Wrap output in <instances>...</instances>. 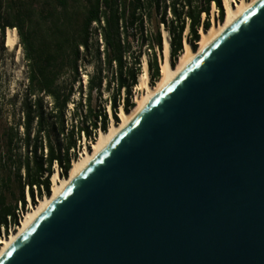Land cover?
<instances>
[{
  "label": "water",
  "instance_id": "obj_1",
  "mask_svg": "<svg viewBox=\"0 0 264 264\" xmlns=\"http://www.w3.org/2000/svg\"><path fill=\"white\" fill-rule=\"evenodd\" d=\"M0 264H264V0L159 92Z\"/></svg>",
  "mask_w": 264,
  "mask_h": 264
},
{
  "label": "trees",
  "instance_id": "obj_2",
  "mask_svg": "<svg viewBox=\"0 0 264 264\" xmlns=\"http://www.w3.org/2000/svg\"><path fill=\"white\" fill-rule=\"evenodd\" d=\"M38 1L25 5L0 0V46L4 49L6 30L15 29L27 67L24 92L8 100L10 112L6 115L0 107V239L8 236L10 228L19 227L27 195L33 205L36 197L50 196L54 165L61 177H67L83 141H93L98 130L107 131L109 116L104 107L92 104L94 96L101 99L104 91L111 93L110 119L116 124L119 108L128 112L134 107L132 90L142 73L141 52H132L129 28H135L132 39L140 41L139 48L146 45L149 49L148 74L153 86L160 78V24L168 31L170 64L174 66L183 43L196 50L199 31L211 27V5L216 7L217 22L225 17L222 0H41L50 36L36 44L26 27ZM77 1L82 2L80 7L73 4ZM153 20H157L156 29L149 37L144 24ZM93 25L103 54L94 41ZM91 48L94 54H90ZM88 64L94 67L92 73L85 69ZM79 109L83 114L77 116Z\"/></svg>",
  "mask_w": 264,
  "mask_h": 264
},
{
  "label": "bare ground",
  "instance_id": "obj_3",
  "mask_svg": "<svg viewBox=\"0 0 264 264\" xmlns=\"http://www.w3.org/2000/svg\"><path fill=\"white\" fill-rule=\"evenodd\" d=\"M224 3L225 17L223 22L214 23L207 31L200 30V39L197 43V49L193 50L187 43H183V51L179 55L175 66L170 64V43L168 31L162 32V61L160 64V78L155 85L148 84L149 74L148 65L144 59L142 73L139 75L138 82L146 91L141 97L134 100V107L128 112L121 109L119 114V123L109 125L107 131L99 133V136L92 143L90 151H84L79 158L72 162L67 177L60 178L59 172L54 171L51 176V194L49 197L39 199L36 206L23 215L17 230L13 231L8 237L0 240V258L21 236V234L42 214V212L65 190V188L74 180L88 164L100 154L104 148L127 126L129 125L145 108V106L163 89H165L197 56L210 46L225 30H227L235 20L240 18L259 0H222ZM18 43V34L15 29H7L5 36V45L9 50H16ZM20 60V50H17V61Z\"/></svg>",
  "mask_w": 264,
  "mask_h": 264
},
{
  "label": "rangeland",
  "instance_id": "obj_4",
  "mask_svg": "<svg viewBox=\"0 0 264 264\" xmlns=\"http://www.w3.org/2000/svg\"><path fill=\"white\" fill-rule=\"evenodd\" d=\"M15 1L19 4H25V5L29 4V2H31V0H15ZM237 1H240V0H237ZM73 4L76 7H80L82 2L77 1L76 3H73ZM40 5H41V0H39L37 3L38 9H37L36 13L33 14V16L31 17V23H29L28 26L26 27L27 31H30L33 34V36L35 37L34 39H35L36 44L40 43L41 41L48 40V38L50 36L49 23H48L47 15L45 12H43V11L41 12V6ZM222 5H223V9H224L223 1H222ZM224 16H225V9H224ZM210 17H211L210 18V26H212L214 23H216V24L220 23V22L216 21L217 10H216V7L214 5H211ZM156 23H157V20L156 21L153 20L152 23H145L144 24L145 32L147 33V35L149 37H153L154 31L156 29ZM164 29H165L164 27L162 28V24H160L159 25V31L161 33L162 40H163L162 32ZM137 32H138V30H137ZM92 33L94 34V41L96 42V45L99 48L100 54H103V50H102L103 45L99 41L100 37H98V33H97L95 25L92 26ZM127 34L130 38L129 40L131 42L132 52L134 53V55H137L138 50H140V52H141L140 53V56H141L140 65H141V71H143L142 65L144 63V59L148 65L149 49L146 47V45H143L141 48H139L140 41L138 39H132V35L136 34L135 28H132V29L129 28ZM0 41H1V38H0ZM19 42H20V40L18 37V43L16 45V50H9V48L6 47V45H5V41H4V45H3L4 49H2V47L0 46V107L3 108L4 115H6L7 113L10 112L8 100L11 99L12 96L15 94L21 95L24 92L25 85L27 84V67H26V63H25V59H24V52H23V49L20 46ZM197 47L198 46H196V49H197ZM93 49L94 48H91L90 54H94ZM17 50H20V60L19 61H17ZM157 55H158V63L160 66L161 61H162V54H161V56L159 54H157ZM91 57L93 59V55ZM100 58L102 60V55L100 56ZM178 58H179V56H178ZM178 58L175 61V63L173 64L174 66H175L176 62L178 61ZM130 60L131 59H129V57H127V62H130ZM85 69L88 73H92L94 71V67L90 64L86 65ZM110 73L111 72H109L108 74L110 75ZM81 78H82L83 85H85L86 76L83 74L81 76ZM148 84L150 86H152L150 84V81H148ZM111 88L115 90L114 83L112 84ZM145 92L146 91L142 88L141 84L138 82L137 86L135 88H133V90H132V101L134 102V100L137 97H141ZM110 98H111V93H107L106 91H104L102 96H101V99H98L97 97L94 96L93 101H92V104L94 106H101V107L105 108V110L109 116L108 126L110 124H112V118L110 119L111 113H110L109 104H108V101ZM71 107L72 106H69L70 111L67 113V119H68L69 125L71 124V122H73V119L71 116V112H72ZM120 111H121V109L119 108L118 115L120 114ZM82 114H83L82 110L79 109L77 116H80ZM98 136H99V133L97 132V134L94 136L95 140L97 139ZM95 140H93L92 143L95 142ZM87 144L88 143H86V141H83V143L81 144L82 147L78 153V158L81 155V153H83L84 151H88ZM89 147L91 150L90 145H89ZM53 168H54V171H56L57 168L55 166ZM36 198H35V201L37 204L39 198H37V200H36ZM32 207H34V205L31 203V208ZM31 208L30 207L26 208L25 211L23 212V215L26 214V212L28 210H30ZM22 218L23 217H21V219ZM15 230H16V228L13 231H15ZM11 233L9 232L8 236ZM1 239H4V238L2 237Z\"/></svg>",
  "mask_w": 264,
  "mask_h": 264
},
{
  "label": "built area",
  "instance_id": "obj_5",
  "mask_svg": "<svg viewBox=\"0 0 264 264\" xmlns=\"http://www.w3.org/2000/svg\"><path fill=\"white\" fill-rule=\"evenodd\" d=\"M162 28H163V25H162ZM99 41L102 43V41H101V39L99 38ZM103 45V44H102ZM102 50H103V47H102ZM98 133H101V131L100 130H98ZM93 139L95 140V137H93ZM92 141H90L88 144L90 145V146H92ZM56 168H57V166H56V164L54 165ZM56 171H58V169H56ZM34 189H35V187H34ZM36 200H37V198H36ZM27 207L26 208H28V207H30L31 208V201L29 200V198L27 197ZM21 217H23V212H20L19 213V221L21 220ZM15 228H17V227H13V228H10L9 229V232L11 233ZM2 237L3 238H5V236L4 235H2Z\"/></svg>",
  "mask_w": 264,
  "mask_h": 264
},
{
  "label": "clouds",
  "instance_id": "obj_6",
  "mask_svg": "<svg viewBox=\"0 0 264 264\" xmlns=\"http://www.w3.org/2000/svg\"><path fill=\"white\" fill-rule=\"evenodd\" d=\"M113 123V122H112Z\"/></svg>",
  "mask_w": 264,
  "mask_h": 264
}]
</instances>
